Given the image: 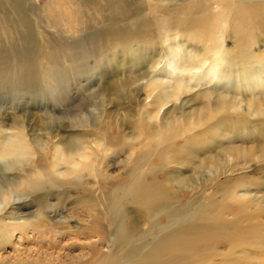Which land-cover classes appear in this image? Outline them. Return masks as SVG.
Segmentation results:
<instances>
[{
    "label": "bare ground",
    "instance_id": "obj_1",
    "mask_svg": "<svg viewBox=\"0 0 264 264\" xmlns=\"http://www.w3.org/2000/svg\"><path fill=\"white\" fill-rule=\"evenodd\" d=\"M148 2L129 0L132 8L124 9L133 19L121 14L127 22L111 31L107 46L122 48L126 57L141 48L152 51L156 45H187L194 57L187 70L189 81L195 86L215 81L218 88L203 94L195 108L176 104L188 90L182 79L164 95L154 94L157 80L148 82L150 93L141 98V81L160 66L161 54L149 58L145 70L133 68L118 89L108 84L100 90L97 105L92 104L101 120L95 124L86 117L91 102L79 93L81 73L49 70L42 89L65 98L59 103L54 97L59 105L55 111L61 116L77 113L81 119L78 124H61L64 117H41L31 108L26 120L12 117L7 137L6 131L0 132V241L27 229L22 223L4 222L15 217L14 201L28 200L37 217L48 221L45 212L76 192L85 197L78 213L84 227L74 239H96L84 264H264L262 202L253 204L246 199L249 193L235 196L231 190L230 207L209 205L210 196L198 199L201 190L212 188L214 174L201 179L211 170L217 175L250 166L256 172L264 170L261 139L244 148H221L215 155L211 145L206 148L211 130L224 121L264 123V95L255 97L256 90L264 91V52L254 56L258 45L264 47V0H184L171 9ZM226 33L233 46L227 45ZM98 40L96 36L94 43L78 41L77 48L66 44L65 49L91 55L100 50ZM159 70L169 76L173 69ZM17 83L22 89L14 94H40L20 78ZM169 103L171 109L159 117ZM76 127L81 130L73 132ZM51 199L55 203H49ZM68 228L51 223L42 235L57 241L56 232L63 230L62 236L68 237ZM105 241L111 250L104 256L97 246ZM223 246L228 248L220 250ZM238 247L241 253L231 252Z\"/></svg>",
    "mask_w": 264,
    "mask_h": 264
},
{
    "label": "rangeland",
    "instance_id": "obj_2",
    "mask_svg": "<svg viewBox=\"0 0 264 264\" xmlns=\"http://www.w3.org/2000/svg\"><path fill=\"white\" fill-rule=\"evenodd\" d=\"M150 1L151 3L147 4H162L171 9L172 6L184 0ZM124 7L132 8L129 0H0V121L4 122L0 123V132L6 131L5 137L8 136L6 125L11 123L9 121L12 117L22 116L26 120V116L29 118L31 108H34L33 113L41 117H64L61 124H66V122L78 124L81 116L77 113L61 116L55 111L59 105L55 103L54 97L58 98V102L64 101L62 93L42 89L43 75L49 70L54 72L56 68L63 72L77 69L81 73L78 76L79 93L91 102L88 108L90 116L86 117L95 124H97V120H101L97 117L98 112L92 104L97 105L100 99V90L106 88L108 84L114 85L118 89L117 85H120L132 70L135 72L133 68L136 70L142 67L145 70L149 66V58L157 59L161 54L163 58L160 66L147 79L141 81L143 88L138 93L141 98L150 93L146 90L148 82L157 80L159 87L154 94L160 92L164 95L166 92L172 91L179 84L177 81L182 79L183 85L187 86L188 90L183 91L176 104L179 106V104L186 103L185 106L195 108L199 105L203 94L218 88L215 81L208 85L201 82L197 86H195V82L189 81L187 70L194 57L191 53L189 54L190 49L187 45L179 43L172 47L156 45L157 48L152 51L144 53L141 48L134 55L129 54L126 57H123L125 54L122 52V48L107 46L111 31L118 27L124 28L127 22L121 17V14L129 15L128 19H133V15L127 13ZM96 36L99 38L100 50L91 55L85 52L81 53L80 50L76 52L65 49L66 44L77 48L78 41L88 44L90 40H93L94 43ZM225 36L228 40L227 45L233 46L230 41L232 40L231 35L226 33ZM89 48L91 50V47ZM262 52H264V47L258 45L254 56L261 55ZM145 54L148 56L145 57ZM165 66H167V71L173 69L169 72V76L160 73L159 69ZM19 78L28 86L30 84V87L40 90V94L24 95L22 92L21 95L14 94L15 90L22 89V86L17 83ZM4 86L8 89H5ZM74 93L75 90L70 95ZM263 95L264 91L256 90L255 97ZM4 96L8 100L3 99ZM32 103H34L33 106ZM171 106L172 103L165 105L161 109L159 117L163 112L170 110ZM116 108L113 106L111 110L114 111ZM260 122H262L261 119H249L244 123L235 120L224 121L223 124L211 130L206 148L211 145L212 153L214 152L213 155H215L221 148L224 150L229 146L244 148L255 144V139L264 141V123ZM80 130L76 127L73 132ZM125 131H130V129L125 128ZM251 168L253 167L240 169L241 171L238 170L231 174L223 171V175H217L215 171L211 170L210 173L201 176V179H207L214 174V186L212 185L210 191L201 190L198 199L204 201V196H210L209 199L207 198L209 205L215 204L213 207L221 209V207L234 205L229 195L234 191L235 196L239 194L246 196L249 193L246 199H251L253 204L257 202L264 204V170L256 172ZM223 183H226L227 186H224ZM68 196L70 197L64 204L59 207L53 206L45 212L48 221L45 218L44 221L40 220L39 216L37 217L34 212L35 207L27 206L28 200L19 198L20 200L14 201V205L11 207L15 212V217L7 218L4 222L15 223L16 226L22 223V225H27V229L15 231L8 239L5 237L0 241V264H15L16 261H22L23 264H49L52 261L59 264L86 263L91 251L95 249L93 243L96 239H74L84 227L80 221L81 218H78V213L82 211L80 206L85 201V197L76 192H71ZM81 199L83 202L79 203ZM18 203L19 207H17ZM49 203L53 204L55 201L51 199ZM8 208L6 207L4 211ZM230 218L233 216L230 215L228 219L230 220ZM51 223L58 228L68 226L70 229L68 237L62 236L64 232L59 230L55 234L57 241L53 240V236V239L51 237L48 241L42 233ZM202 225L205 226L204 222ZM53 234L54 232L51 233V235ZM227 248L223 246L220 247V250ZM97 249H100L105 256L111 250V245L105 241L101 246H97ZM231 252L241 253L242 251L238 247L231 249ZM115 260L117 261L118 258Z\"/></svg>",
    "mask_w": 264,
    "mask_h": 264
}]
</instances>
